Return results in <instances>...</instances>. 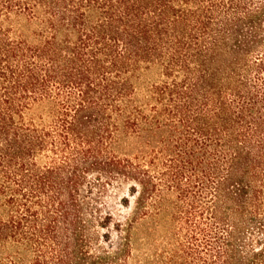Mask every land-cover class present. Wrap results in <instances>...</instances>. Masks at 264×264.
<instances>
[{
    "label": "trees",
    "instance_id": "obj_1",
    "mask_svg": "<svg viewBox=\"0 0 264 264\" xmlns=\"http://www.w3.org/2000/svg\"><path fill=\"white\" fill-rule=\"evenodd\" d=\"M0 264H264V0H0Z\"/></svg>",
    "mask_w": 264,
    "mask_h": 264
},
{
    "label": "rangeland",
    "instance_id": "obj_2",
    "mask_svg": "<svg viewBox=\"0 0 264 264\" xmlns=\"http://www.w3.org/2000/svg\"><path fill=\"white\" fill-rule=\"evenodd\" d=\"M128 195V191H127V185H124L118 192L116 197L114 198V200L111 202V205H113L111 207V210L115 211V218H119L120 215H125L127 214V210L124 209L120 204L119 201L123 196H127ZM105 231H107L106 229H100L101 233H104ZM113 232V229H109V232Z\"/></svg>",
    "mask_w": 264,
    "mask_h": 264
}]
</instances>
